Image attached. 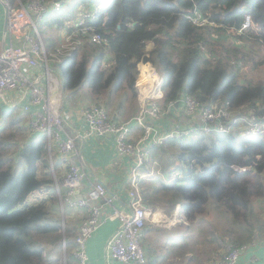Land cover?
<instances>
[{
    "label": "trees",
    "instance_id": "1",
    "mask_svg": "<svg viewBox=\"0 0 264 264\" xmlns=\"http://www.w3.org/2000/svg\"><path fill=\"white\" fill-rule=\"evenodd\" d=\"M70 1L62 11L78 4L91 7L89 23L106 41L84 40L58 63L64 89L87 81L99 95L117 80L115 89L126 85L136 96V64L150 59L163 76L161 107L186 94L198 103L215 102L230 113L264 119V74L243 71L264 65V0ZM195 11L206 22H194ZM246 15L251 25L242 29ZM149 41L153 45L146 51ZM23 129L27 126L20 120L0 127V264H57L52 250L46 251L62 236L59 219L49 213L56 197L46 138L19 145L16 136ZM262 134L232 129L200 134L180 146L183 177L173 182L174 195L193 223L209 201L217 205L224 221L219 236L210 232L211 241L241 246L264 234V221L253 206L254 197H264ZM178 140L167 142L175 146Z\"/></svg>",
    "mask_w": 264,
    "mask_h": 264
},
{
    "label": "built area",
    "instance_id": "2",
    "mask_svg": "<svg viewBox=\"0 0 264 264\" xmlns=\"http://www.w3.org/2000/svg\"><path fill=\"white\" fill-rule=\"evenodd\" d=\"M61 3V0H0L6 14L7 32L13 34L20 31L21 35L20 43L0 45V100L10 102L6 103L10 107L18 106L27 115L29 133L46 138L49 158L53 152L59 156L64 173L61 181L56 182V189H64V202L69 206L87 208V216L74 237L72 253L76 264H87V239L107 219H116L117 226L106 240V259L150 264L142 245V236L151 211L142 200L134 176H152L151 172H139L152 146L232 129H237L241 135L258 134L264 132V119L257 118L254 113H230L215 102L198 103L186 94H180L177 99L161 107L163 76L160 73L159 84L148 94L136 88L139 111L129 119H110L106 108L98 103L67 109L63 91L59 87L58 63L84 40L101 44L106 38L89 23L94 10L84 6L79 10L75 22L64 21L62 39L57 46L53 50H46L38 23L44 14L57 11ZM195 12L194 22H206L203 16ZM250 25V17L246 15L241 28ZM142 62L140 60L137 64ZM144 62L151 61L147 59ZM162 120L165 123L169 120L166 128L158 124ZM134 126L140 129L137 136L132 135ZM106 136L112 138L115 151L129 159L132 188L127 192L125 209L112 207L115 196L101 181L88 183L84 193L78 194L87 179V165L80 142ZM172 176L182 178L183 173L178 170ZM108 207H112L110 212L103 214ZM244 247L229 246L219 261L212 264H237Z\"/></svg>",
    "mask_w": 264,
    "mask_h": 264
},
{
    "label": "crops",
    "instance_id": "3",
    "mask_svg": "<svg viewBox=\"0 0 264 264\" xmlns=\"http://www.w3.org/2000/svg\"><path fill=\"white\" fill-rule=\"evenodd\" d=\"M61 7L54 12L46 13L47 21L53 32H46L44 35L40 32L42 40L45 44L46 50H53L59 41L62 39L64 21L75 22L79 10L85 4H78L77 6H69L63 12L65 3L70 0H61ZM16 4V3H14ZM17 5V4H16ZM62 22V24H58ZM20 43V31L10 34L6 30V14L2 5H0V45L4 43ZM153 43L151 41L146 43V51H149ZM59 68V65L57 66ZM124 91L126 85H121ZM59 87L65 94V104L67 109H77L82 104H93L91 97L94 94L89 83L84 81L80 86L74 90L64 89L59 76ZM128 91V90H127ZM129 98L136 101L135 112L131 113L129 117H124L121 120L129 119L136 115L139 111V102L137 96L130 92ZM13 99L12 97H10ZM126 100V99H125ZM5 102V101H4ZM0 100L1 122L8 123L10 120H20V124L26 127V114L21 111L20 116H12L11 112L17 109L18 106H8L5 102ZM88 102V103H87ZM20 109V108H19ZM109 117V115H108ZM110 119L119 120V117H109ZM166 121V123H168ZM0 123V127L3 126ZM163 120L158 124L166 128ZM140 133L138 126L132 128V135L137 136ZM30 134V133H29ZM30 138L34 139V134H30ZM82 142V141H81ZM80 142V148L87 165V179L84 187L80 188L78 194H83L88 183L101 181L105 184L109 192L114 194V201L112 207L125 209L128 203L127 192L132 188L131 179L132 173L127 157L119 155L112 143V138L109 136L101 138H90L86 141ZM172 144L169 142L162 143V145H154L150 150V154L145 161L143 167L139 172H151V177L142 178L134 176L137 182V188L141 194L145 205L150 209L144 234L142 236V245L146 251L150 264H212L221 258L222 254H217V241L209 239L207 244L204 241L198 242V225L200 222L189 221L183 211V201L177 194L174 195L173 182L179 178H173L172 174L175 171H181L175 166V163L168 161L172 150L169 148ZM162 147L164 149H162ZM53 153L55 155H53ZM49 158V165L55 182V201L52 204L55 212H58L59 223L62 227L61 240L56 246L49 244L52 250L63 248L64 257L62 264H76V259L73 256L72 250L74 247V237L78 231L79 225L87 216V208L83 206H69L64 198V189H56V182L61 181L64 173V166L57 153L53 152ZM49 154V153H48ZM130 158V157H129ZM131 160V158H130ZM53 163V166H52ZM180 163V162H179ZM182 164V163H180ZM183 166V164H182ZM184 167V166H183ZM178 168V169H177ZM174 201V202H173ZM112 207L104 209L103 214L109 213ZM117 226L116 219H107L99 225L92 235L87 239L86 252L88 255L87 264H134L121 263L116 260L106 259L105 246L106 240L112 234ZM65 234L67 237V244L65 241ZM220 246V243H218ZM220 255V256H219ZM237 264H264V236H260L255 243L245 245L241 251Z\"/></svg>",
    "mask_w": 264,
    "mask_h": 264
},
{
    "label": "rangeland",
    "instance_id": "4",
    "mask_svg": "<svg viewBox=\"0 0 264 264\" xmlns=\"http://www.w3.org/2000/svg\"><path fill=\"white\" fill-rule=\"evenodd\" d=\"M46 21H47V15L44 14L43 19L38 23V30L43 35L46 32H53L52 28L46 24ZM243 71L246 73L252 74L253 76L254 75L261 76L264 74V65H260L257 68L245 66L243 68ZM116 81L117 80L111 81L108 89L102 90L101 94L91 97V100H92V102L103 105L106 108L109 117H111V116L112 117H119V118L121 117L119 119V120H121L125 116L129 117L131 113L135 112L136 104L134 101H136V100L129 98V95L131 93H130V91H127V89L125 91L123 89H121V90L115 89V87L118 86V83H116ZM115 90H117V91H115ZM124 97L126 100L124 101L123 105L117 107L119 102ZM64 98H65V94H64ZM20 113H21V109H19V107H17V109H14L11 112V115L14 117L20 116ZM0 117H1V113H0ZM10 121H8V122H10ZM0 123H2L1 120H0ZM4 124H5V122L2 123V125H4ZM252 135H255V134H252ZM30 136L31 135L29 134L28 128L23 129V131H21V134L20 135L17 134V136H16L17 143L19 145H21L23 142H25L27 139H29ZM34 137L36 139H38L39 137H41V135L35 134ZM262 137L264 139V134H262ZM191 139H192L191 137L182 138L176 142L175 146L171 145L169 148V151L172 150L173 153L170 155H167V156H172V158H171V160L173 161L172 163H175L176 167H178V165H179V167H178L179 169H182V165L179 163L180 160L178 158L179 153H180V150H179L180 146L181 145H188L191 142ZM14 154H15V152H14ZM53 155H55V154L53 153ZM261 177H262L263 182H264V172L261 175ZM262 190H264V184H263ZM253 206H254L255 210L258 212V214H260L259 219L264 221V197H260L259 199L254 197L253 198ZM215 207H217V205L214 202L209 201V203H207L205 205V207L203 208V211L200 214H198L199 217H197V220L195 222H200V223H198V225H202L200 228H198V231H199L198 235H197L198 236V239H197L198 242L204 241V243L207 244L206 241L211 239L210 232L214 231L215 234L214 233L213 234L216 236H219L222 233L221 227L223 226L224 216H223V213L220 210L216 209ZM49 211H50L49 213L52 217H54V218L58 217L59 214H58V212L54 211V208H52V205H50ZM208 211H211V212L208 213ZM209 214H212V216H209ZM241 228L242 229L243 228H250V226H247V227L243 226ZM241 228L237 227V229H241ZM261 236H264V234ZM259 237L253 238V241H251L250 243H255V241ZM218 243H220V246L218 245ZM215 244L218 246L217 254L220 253V255L223 254L227 250V248L232 245L230 242L222 243L220 241H217ZM49 248H50V246L48 244L46 246V251H49ZM50 249H53V247H51ZM63 257H64L63 248H59V249L57 248L54 251H51V257L50 258L52 260H54L55 263L62 264L63 263Z\"/></svg>",
    "mask_w": 264,
    "mask_h": 264
},
{
    "label": "clouds",
    "instance_id": "5",
    "mask_svg": "<svg viewBox=\"0 0 264 264\" xmlns=\"http://www.w3.org/2000/svg\"><path fill=\"white\" fill-rule=\"evenodd\" d=\"M136 72L134 87L144 94L151 92L160 82V74L151 62L137 64Z\"/></svg>",
    "mask_w": 264,
    "mask_h": 264
}]
</instances>
